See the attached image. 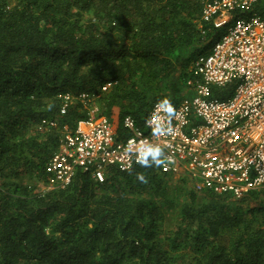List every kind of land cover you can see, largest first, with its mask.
<instances>
[{"label":"trees","instance_id":"1","mask_svg":"<svg viewBox=\"0 0 264 264\" xmlns=\"http://www.w3.org/2000/svg\"><path fill=\"white\" fill-rule=\"evenodd\" d=\"M203 7L0 0V264H264V187L235 199L188 186L168 230L173 175L160 165L110 166L102 182L80 168L67 187L39 191L63 131L92 104L123 138L127 115L143 126L155 102L188 94L194 60L223 32H201ZM256 9L264 14V0ZM234 87H214L215 95ZM65 93L75 101L61 114ZM44 118L59 125L41 128Z\"/></svg>","mask_w":264,"mask_h":264},{"label":"built area","instance_id":"2","mask_svg":"<svg viewBox=\"0 0 264 264\" xmlns=\"http://www.w3.org/2000/svg\"><path fill=\"white\" fill-rule=\"evenodd\" d=\"M202 1L201 32L207 33L206 26L223 32L194 60L188 94L171 103L174 115L169 117L155 102L143 126L127 115L123 124L131 135L119 138L111 120L92 104L89 117L63 133L46 165L47 180L40 192L67 187L80 168L91 169L100 182L110 166L133 168L138 163L127 150L129 144L160 146L161 171L186 177L197 191L241 199L264 187V14L256 9L260 0ZM229 84H235L230 96L215 95L214 87ZM60 97L65 114L75 98L70 93ZM58 125L57 118L41 122V128ZM154 127H159L156 135Z\"/></svg>","mask_w":264,"mask_h":264},{"label":"clouds","instance_id":"3","mask_svg":"<svg viewBox=\"0 0 264 264\" xmlns=\"http://www.w3.org/2000/svg\"><path fill=\"white\" fill-rule=\"evenodd\" d=\"M157 106L169 117H172L175 113L174 107L171 105L170 101L167 98L160 100ZM158 132L159 127H154L153 135L158 134ZM127 150L135 154L136 162L141 167L159 166L164 162L162 159L164 155L163 149L155 144H146L142 147H137L133 144H129ZM138 178L141 180L144 179L142 176Z\"/></svg>","mask_w":264,"mask_h":264},{"label":"rangeland","instance_id":"4","mask_svg":"<svg viewBox=\"0 0 264 264\" xmlns=\"http://www.w3.org/2000/svg\"><path fill=\"white\" fill-rule=\"evenodd\" d=\"M96 105V104H94ZM64 133V131H63ZM171 185L173 186L172 191L168 199H173L175 202L174 205L169 207L166 211L167 220L165 221V226L163 229L168 230L178 223L180 215V205L187 199L189 187L192 186L187 178L184 176H172ZM171 225V226H170ZM170 226V227H169Z\"/></svg>","mask_w":264,"mask_h":264}]
</instances>
